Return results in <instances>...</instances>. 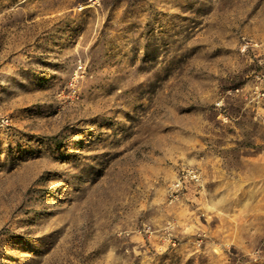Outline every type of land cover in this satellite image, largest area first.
Listing matches in <instances>:
<instances>
[{
  "label": "rangeland",
  "instance_id": "obj_1",
  "mask_svg": "<svg viewBox=\"0 0 264 264\" xmlns=\"http://www.w3.org/2000/svg\"><path fill=\"white\" fill-rule=\"evenodd\" d=\"M0 264H264V0H0Z\"/></svg>",
  "mask_w": 264,
  "mask_h": 264
},
{
  "label": "built area",
  "instance_id": "obj_2",
  "mask_svg": "<svg viewBox=\"0 0 264 264\" xmlns=\"http://www.w3.org/2000/svg\"><path fill=\"white\" fill-rule=\"evenodd\" d=\"M222 114V113H221ZM200 179V175L198 171L194 168H182L179 170L177 179L175 183L173 184L174 186V191H178L182 186L185 181H193V182H198Z\"/></svg>",
  "mask_w": 264,
  "mask_h": 264
}]
</instances>
